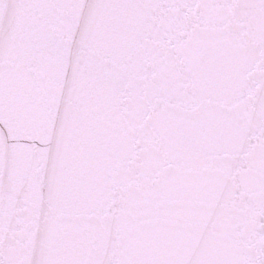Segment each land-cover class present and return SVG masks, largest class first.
<instances>
[{
  "label": "snow or ice",
  "instance_id": "1",
  "mask_svg": "<svg viewBox=\"0 0 264 264\" xmlns=\"http://www.w3.org/2000/svg\"><path fill=\"white\" fill-rule=\"evenodd\" d=\"M0 264H264V0H0Z\"/></svg>",
  "mask_w": 264,
  "mask_h": 264
}]
</instances>
